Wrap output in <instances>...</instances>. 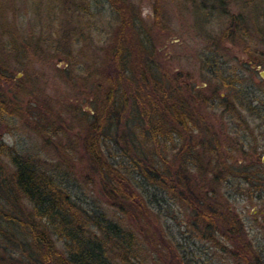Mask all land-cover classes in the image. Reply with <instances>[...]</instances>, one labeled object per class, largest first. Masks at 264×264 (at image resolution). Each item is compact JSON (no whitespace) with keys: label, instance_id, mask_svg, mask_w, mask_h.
Listing matches in <instances>:
<instances>
[{"label":"rangeland","instance_id":"rangeland-1","mask_svg":"<svg viewBox=\"0 0 264 264\" xmlns=\"http://www.w3.org/2000/svg\"><path fill=\"white\" fill-rule=\"evenodd\" d=\"M128 1L150 37V49L153 48L151 63L156 65L161 77L166 72L173 74V79L180 75L176 86L185 96L186 85L196 91L205 90L206 96L211 92L208 89L217 90L216 83L205 81L207 75L200 68V57L211 54L214 49L223 54L227 69H236L233 72L242 80L240 89L245 96L261 99L253 104L257 107L253 112L236 110V118L232 119L215 105L194 104L191 101L194 97H178L184 107L190 108L195 119L198 117L199 123V131L184 134V141L186 136L196 137L200 133L198 141L206 139L208 144L212 142V147L216 141L222 153L227 148L236 149L235 142L252 143L258 147L262 164L264 80L258 74L264 71V0H162L157 25L153 7L155 0ZM201 3L205 10L199 7ZM238 14L248 20V24L257 19L255 23L262 28L263 35L258 36L256 28L251 25L247 27L249 35L245 40H234V37L222 40V33L231 28V15ZM117 25L116 16L105 0H0V66L7 73V78L0 80V93L8 111L13 109L16 113H5L0 117V145H6L15 153L40 159L49 166L68 158L77 183L74 194L81 201L106 217L123 223L125 229H134L140 242L146 243L145 235L152 236V241L157 242L155 249L153 245L145 244V249L142 246L146 264H178L180 261L185 264H236L233 260L236 235L226 239L220 229L213 234L216 244L198 239L200 229L197 231L193 227L190 209L176 204L166 193L150 185L140 173L131 170L130 178L145 200L151 203L152 209L135 203L131 209H126V213L119 214L104 204L99 194L97 178L92 179L88 166L90 161L83 150L84 133L80 121L92 119L94 108L104 103V97H101L106 89V83L103 85V51L110 44L111 34ZM249 55L256 59L258 66L249 64ZM109 72H112L111 68ZM114 72L110 74L112 77H115ZM166 78L173 80L171 76ZM98 84L102 85L98 88ZM132 86V80H129L122 83L121 88L132 91ZM226 94V89L220 90L221 97ZM130 96L129 93L127 103L122 106L127 112L126 119H129L127 130L132 131V126L139 124L145 130L146 123L143 125V118L140 120L141 114L138 116L136 113V116L130 110L133 101ZM48 121L54 128H60L58 136H44V126L48 128ZM172 128L169 122L166 129L170 131ZM133 131L132 134H138L135 132L137 129ZM104 133L103 148L107 156L117 157L116 161L121 165V158L127 162L129 157H133L135 153L128 156L123 153V143L116 145L112 133ZM145 136L137 140L143 146L139 154L143 163L152 160L158 164L160 172L173 179L181 163V158L176 156L177 148L181 146L179 135L173 134L170 142L154 144L147 141L150 135ZM203 161L200 172L190 169L187 172L196 178L199 187L203 182L205 187L209 184L215 189L228 212L239 219L243 237L251 251L258 248L262 252V258L256 264H264V193L256 192L232 177L214 184L208 174L214 172L213 163L209 166L206 159ZM0 167L5 175L11 174L8 155L0 154ZM87 178L89 183L85 180ZM29 209L25 201H18L14 212L26 214ZM201 231L204 232L201 235H207V231ZM51 238L55 247L62 249V243L54 235ZM1 242L4 243L2 238ZM12 258L15 263H26L17 251L12 250ZM249 261L252 262L251 258Z\"/></svg>","mask_w":264,"mask_h":264},{"label":"trees","instance_id":"trees-1","mask_svg":"<svg viewBox=\"0 0 264 264\" xmlns=\"http://www.w3.org/2000/svg\"><path fill=\"white\" fill-rule=\"evenodd\" d=\"M105 1L115 14L118 25L111 34L110 44L103 51L102 67L105 73L102 74L106 89L101 97H104V103L94 108L92 119L80 121L84 133L83 150L90 161L89 171L92 179L97 178L99 194L105 201L104 204L116 209L119 214L126 213V209L135 203L151 208V203L145 200L130 178L133 170L143 175L150 185L170 196L176 204L190 209L193 227L197 231L200 229L198 239L216 244L213 234L221 229L222 236L226 239H230L231 235L237 236V239H233L235 243L233 260L236 264L260 262L262 252L258 248L251 251V246L243 237V226L237 216L228 212L213 187L209 184L205 187L203 182L199 187L196 178L187 172V169L200 172L203 168V159H206L209 166L213 163L214 172L208 174L211 175L210 181L214 184L232 177L249 185L256 192L264 193V166L260 161L258 147L252 143L235 142L236 149L227 148L224 150L225 153H222L218 142L214 141L216 145L212 147V142L208 144L206 139L198 141L200 133L196 137L186 136L184 141V134L199 131V123L196 120L198 117L195 119L190 108L184 107L178 97H194L191 100L194 104L215 105L216 108L223 109L225 114L232 116V119L236 118V110L253 112L257 108L253 104L261 99L254 100L253 97L245 96L243 89H240L242 80L233 72L236 69L232 67L227 69L226 62H223V54L214 49L211 50V54H203L200 57V68L201 72L207 75L205 81L208 84L216 83L217 90L208 89V92H211L206 96L203 93L205 90L196 91L194 87L186 85L188 90L185 96L176 86L180 75L173 79V74L166 72V75L161 77L156 65L151 63L153 48L150 49V37L130 2ZM161 1L155 0L153 6L156 25L160 17L158 8ZM203 1L207 0L201 2ZM204 6L202 3L199 5L205 10ZM247 21L240 14L231 15V28L222 33L221 39L232 40L231 37H234V40H245L249 35L247 27L251 25L256 28L258 36L263 35L262 28L256 24L257 19L251 24ZM248 57L250 65L258 66L255 58L250 55ZM110 68L112 72L115 71V77L110 75L112 73L109 72ZM167 76L168 78L171 76L173 80L167 79ZM5 78L7 73L0 66V80ZM129 80H132V91L122 90V83ZM101 85L98 84L96 87L99 88ZM221 89H226L225 97L220 96ZM129 93L130 97H133L130 110L135 115L141 114L140 120L143 118V125L146 123L145 130L140 124L132 126L133 130L137 129L135 131L137 135L132 134L134 131H130L129 128L127 130L129 119H126L127 112L122 107L127 103ZM92 96H95V93H92ZM4 103L6 102L3 94L0 93V117L5 113L16 115L15 110L11 109L9 112ZM262 107L264 108V105ZM48 122V128L44 126V136L46 138L58 136L61 133L60 128L56 129L50 121ZM169 122L174 127L170 131L167 130ZM104 132L113 134L116 145L123 143L124 154L136 155L129 157L127 162L119 156L122 165L116 161L117 157L107 156L103 148ZM175 133L179 135L181 142L176 155L181 158V163L172 179L165 175V172H160L158 164L152 160H147V164L143 163L142 156L139 155L143 146L137 143V140L146 137L147 134L150 135L148 143L170 142L171 136ZM193 138L196 139L192 143ZM0 154L8 155L12 168L11 174L7 176L0 167V238L4 242L0 243V264L147 263L142 254V246L145 249V244L153 245L155 249L157 242L154 239L152 241V236L148 235L144 236L145 244L142 239L140 242L134 229H125L123 223L106 217L99 210L88 207L87 202L81 201L80 197L74 194L77 183L68 158L49 166L40 159L15 153L6 145H0ZM88 179H85L86 182ZM18 201H25L30 206L28 213L15 214ZM152 207L158 210L155 204H152ZM203 229L207 231V235H203L204 232L201 231ZM53 235L62 243V249L55 247V242L51 238ZM5 244L8 247L5 248ZM12 250L19 252L26 263H15ZM178 264L185 263L180 261Z\"/></svg>","mask_w":264,"mask_h":264},{"label":"water","instance_id":"water-1","mask_svg":"<svg viewBox=\"0 0 264 264\" xmlns=\"http://www.w3.org/2000/svg\"><path fill=\"white\" fill-rule=\"evenodd\" d=\"M259 77L264 80V71L259 72ZM262 164L264 165V157L262 158Z\"/></svg>","mask_w":264,"mask_h":264}]
</instances>
